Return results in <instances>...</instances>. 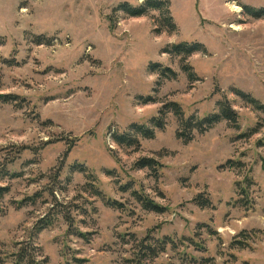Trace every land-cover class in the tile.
I'll return each mask as SVG.
<instances>
[{"label":"rangeland","instance_id":"rangeland-1","mask_svg":"<svg viewBox=\"0 0 264 264\" xmlns=\"http://www.w3.org/2000/svg\"><path fill=\"white\" fill-rule=\"evenodd\" d=\"M143 1L0 0V185L10 189L0 264L22 247L43 264H264V113L236 95L264 104V19L244 8L264 0H168L178 31L160 35L158 12L116 11ZM183 42L206 52L185 63L163 53ZM153 64L177 78L159 80ZM224 99L238 129L223 121L185 143L166 111L165 128L139 148L112 140L150 127L169 103L204 118ZM143 158L159 171L137 168ZM135 192L165 211L146 210ZM48 214L53 225L37 232Z\"/></svg>","mask_w":264,"mask_h":264},{"label":"trees","instance_id":"trees-1","mask_svg":"<svg viewBox=\"0 0 264 264\" xmlns=\"http://www.w3.org/2000/svg\"><path fill=\"white\" fill-rule=\"evenodd\" d=\"M171 4L168 0H144L142 4L138 6H132L128 3H124L119 6L116 11H122L129 17L138 18V17H146L153 11L158 12L160 14V20L155 21L157 28H155V32L160 35L161 33H169L174 34L178 31V28L174 22V19L171 15L170 11ZM247 14L251 15L256 19H264V9H255L251 7H244ZM38 42H41L40 39ZM41 44V43H38ZM205 53L206 49L198 43H179V44H172L169 45L163 53H168L173 56H178L183 59V63L188 59V57L192 56L196 53ZM151 71L159 77V80L162 79H176L177 73H175L172 69L163 67L159 64L151 65ZM183 71L186 72L190 80L193 82L196 80V77L193 73L192 68L187 64H182ZM236 95L242 99L246 104L250 105L255 111L264 113V104H261L257 99L246 94L240 90L236 91ZM8 96H4L7 98ZM152 100H146L145 103L151 102ZM166 111L172 112L175 116L180 119V129L177 133L178 139L182 140L185 143H189L193 140V132H197L199 134H203L210 129L214 128L216 125L226 121L230 123L235 128H239V114L238 112L232 107L229 101L224 99L223 101L218 103V110L217 112L208 115L204 118H199L196 116H191L187 119L183 116V111L181 107L175 103H169L165 105L160 112V117L154 118L151 121V126L145 125H133L130 130L126 133H118L114 132L112 136V140L118 146H127V147H135L139 148L141 145V139L151 140L154 139L157 130H163L165 128V122L163 116L165 115ZM258 133V130H251L249 133L242 135L241 137H251ZM261 145H264V139L261 141ZM136 167L139 169H151L152 171H159L161 168L159 162H157L153 158H143L140 159L136 163ZM4 175L3 176H10L16 177V174L9 172L10 170L7 169V166H4ZM83 171V170H80ZM8 186H1L0 185V208H1V201L3 198L9 193ZM136 199L142 204V206L149 211L164 212V208L157 205L155 202L150 200L148 197L140 195L135 192ZM107 205L111 207H118L116 202H111L110 200L107 201ZM57 217V214H48L46 215L36 227V231L40 232L45 228L53 225L54 219ZM70 228L73 230L74 228V220L70 216H66ZM76 230V229H75ZM76 233H80L77 232ZM80 236L83 234H79ZM164 241L156 242V246H152L149 244L146 248H143L146 251V256L155 257V251L157 247H162L164 245ZM35 250V248H34ZM29 249L26 247H22L16 254L14 258V264H43L41 260L37 259V255H32L28 252ZM36 256V257H35Z\"/></svg>","mask_w":264,"mask_h":264}]
</instances>
